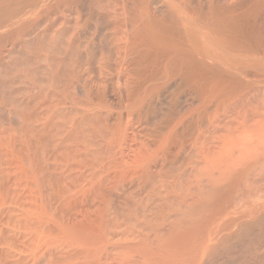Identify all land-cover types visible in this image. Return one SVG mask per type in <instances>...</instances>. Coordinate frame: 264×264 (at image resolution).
<instances>
[{"label":"bare ground","instance_id":"1","mask_svg":"<svg viewBox=\"0 0 264 264\" xmlns=\"http://www.w3.org/2000/svg\"><path fill=\"white\" fill-rule=\"evenodd\" d=\"M0 264H264V0H0Z\"/></svg>","mask_w":264,"mask_h":264}]
</instances>
